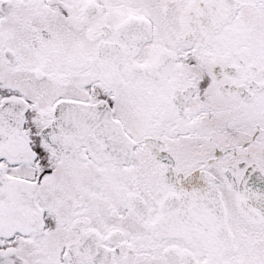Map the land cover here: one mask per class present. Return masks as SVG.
Segmentation results:
<instances>
[{
	"label": "snow or ice",
	"instance_id": "snow-or-ice-1",
	"mask_svg": "<svg viewBox=\"0 0 264 264\" xmlns=\"http://www.w3.org/2000/svg\"><path fill=\"white\" fill-rule=\"evenodd\" d=\"M0 264H264V0H0Z\"/></svg>",
	"mask_w": 264,
	"mask_h": 264
}]
</instances>
